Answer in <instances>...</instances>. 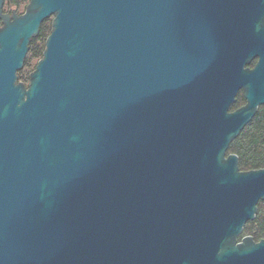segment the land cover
<instances>
[{
	"label": "water",
	"instance_id": "95a60500",
	"mask_svg": "<svg viewBox=\"0 0 264 264\" xmlns=\"http://www.w3.org/2000/svg\"><path fill=\"white\" fill-rule=\"evenodd\" d=\"M4 1L0 264H264L239 238L264 167L227 153L264 104V0Z\"/></svg>",
	"mask_w": 264,
	"mask_h": 264
},
{
	"label": "trees",
	"instance_id": "16d2710c",
	"mask_svg": "<svg viewBox=\"0 0 264 264\" xmlns=\"http://www.w3.org/2000/svg\"><path fill=\"white\" fill-rule=\"evenodd\" d=\"M29 0H5L4 11L15 9L17 13L25 8ZM50 31V19L42 22L38 35L32 38L29 44L27 57L23 68L18 71V79L23 82L28 81V74L36 64V60L41 57L44 41ZM36 61V62H34ZM255 61L251 63V66ZM245 100L241 92L236 96V101L231 105L233 110ZM227 153H234L238 156L240 170L257 169L264 167V104L260 105L252 119L241 130L240 134L234 138L227 149ZM250 235L255 241L264 238V200L257 203V212L254 219L245 223L239 238Z\"/></svg>",
	"mask_w": 264,
	"mask_h": 264
},
{
	"label": "flooded vegetation",
	"instance_id": "af4514ba",
	"mask_svg": "<svg viewBox=\"0 0 264 264\" xmlns=\"http://www.w3.org/2000/svg\"><path fill=\"white\" fill-rule=\"evenodd\" d=\"M10 158L9 153H7L6 148L2 149V147H0V164L4 163L6 164V161ZM1 181L3 179H0Z\"/></svg>",
	"mask_w": 264,
	"mask_h": 264
},
{
	"label": "rangeland",
	"instance_id": "374dc122",
	"mask_svg": "<svg viewBox=\"0 0 264 264\" xmlns=\"http://www.w3.org/2000/svg\"><path fill=\"white\" fill-rule=\"evenodd\" d=\"M23 10H24V8L22 9V10H20L21 12H23ZM28 53V52H27ZM26 57H27V55H26ZM37 61V60H36ZM36 61H34V62H36ZM31 71V70H30Z\"/></svg>",
	"mask_w": 264,
	"mask_h": 264
}]
</instances>
